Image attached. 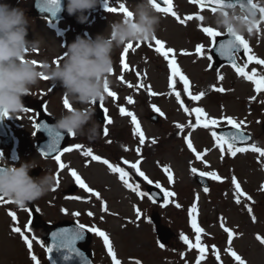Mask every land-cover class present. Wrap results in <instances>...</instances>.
<instances>
[{"label":"rangeland","instance_id":"1","mask_svg":"<svg viewBox=\"0 0 264 264\" xmlns=\"http://www.w3.org/2000/svg\"><path fill=\"white\" fill-rule=\"evenodd\" d=\"M6 2L23 8L32 21L27 38L42 41L40 49L33 56L38 63L44 59L58 62L67 45L77 36L84 37L87 33L89 37L94 38L105 31L109 21L123 16L120 12L106 11V0H99L94 9L84 13L87 17L84 23L79 22V13L70 15L59 23H52L34 14V0ZM107 2L109 6L118 7L116 0ZM121 2L131 10L135 0ZM173 10L181 19L188 15H192L194 19L181 24L172 15L159 12L162 19L156 38L164 42L166 50H174L169 54L168 60L155 51L158 45L154 40L135 42L133 49L128 53L123 51L126 46L115 51L112 84L109 89L116 93V97H109L106 93L103 98L107 121L100 123L94 115L100 125V134L93 140L84 136L73 137L69 146L73 151L63 153L61 157V162L66 166L64 169L59 168L55 159H45L35 148V111L28 110L18 116H7V122L18 145L14 151H0V156L10 164L36 158V162L41 165L34 168L39 170L38 176L43 174V168L50 169L56 174V178L59 174V184L56 179V186L52 191L25 208H18L13 203H0V264H34L21 236L8 228L29 225L32 208L39 209L40 217L44 221L57 223L72 220L105 231L121 264H135L137 260L141 264H196L199 250L196 247L189 249L180 239V234L183 233L193 245L196 244V233L188 214L194 202L198 208L197 223L204 230L200 234V244L206 249L200 264H237L231 254L225 251L229 247L246 264H264V243L257 239L258 235L264 237V157L258 160V153L252 151L238 153L232 157L225 150L221 159V151L211 135L217 128L210 126L206 129L201 125L193 130L191 127V124H195V113L192 109L197 107L203 108L210 118L231 116L237 121L245 120L246 126L243 129L253 133V142L264 148V103H261L264 101V93L259 94L255 101L250 100V97L257 95L254 84L239 76L231 65L225 64L216 70L214 67L208 69L209 61L206 57L212 42L201 29L202 26L212 25L210 19L200 21L195 17H211L214 13L208 9L201 11L199 5L191 3L190 0H173ZM173 26L177 28L176 32L170 30ZM201 44L204 46V56L195 54L196 46ZM249 45L254 55L264 59V34L253 37ZM182 52L191 54L185 55L181 54ZM173 56L181 73L188 77L193 95L204 93L199 101L192 100L184 92L179 76L172 77L168 64ZM184 56H187L185 63ZM246 60L244 56L238 57L241 66ZM124 63L128 64L127 69L123 67ZM252 67H257L258 72H264V66L255 64H249L246 71L250 72ZM218 73L224 77L222 81L217 79ZM170 82L173 84L172 88L169 87ZM216 87H223L225 91L217 92ZM149 89L154 94H150ZM63 91L58 82L53 84L50 80L42 79L30 96L44 100L47 111L58 117L66 110L63 106ZM177 92L180 93L184 107H181L176 99ZM128 97L132 98V103H128ZM120 108L132 112L137 117L145 134V144H139V136L133 134L131 117L121 115ZM155 108H159L164 115L161 116ZM184 108H188V112H185ZM154 112L161 117L159 123L150 120L149 116ZM108 120H111V123H108ZM178 123L185 125L182 132L176 127ZM222 126H227L226 122L220 125ZM105 127L108 128L107 136L104 134ZM189 133L193 147L198 152L204 153L205 149L208 150L202 160H197L195 153L187 147L185 137H188ZM153 139L155 144L152 143ZM76 144L83 147L76 149ZM138 147L141 150L139 154L136 152ZM88 148L93 150V155H99L102 160L106 159L114 166L124 168L129 174L128 182L138 184L140 191L148 193V187L159 182L164 189L176 195L171 197V202L167 205L164 204V199L158 204L148 196L141 198L124 184L119 173L112 172L102 161H93L91 157L84 156L82 153ZM125 160L129 163L125 164ZM137 160L141 161L140 170L152 184L131 168L130 165ZM165 167H168L173 175L171 183L163 171ZM193 167L198 170L196 174L191 171ZM73 170L93 192L100 193L99 199L75 183L71 176ZM201 171H215L222 180L215 181L206 177L210 187L209 191L205 192L196 181ZM233 176L241 182L243 194L239 195L240 203H236L238 194L232 183ZM66 191L69 194H66ZM249 196L251 200L247 198ZM177 203L179 208L175 206ZM103 204L107 205L108 212L102 210ZM248 207L252 208L251 213ZM137 208L142 213L139 218L136 215ZM89 211L94 215L88 216ZM10 212L16 214V221L12 220ZM75 212L80 215L74 216L72 213ZM155 212L161 216V225L172 233L163 249L157 243L159 240L151 219ZM253 216L255 220L252 219ZM221 218L224 226L234 233L231 245L228 244V234L221 227ZM30 228L31 231L25 229V234L29 233L30 239L35 237L32 254L38 257L40 264H50L46 250L36 240L41 238L39 228L31 225ZM89 246L94 252L97 264H113L102 238L95 233H92ZM213 246L219 249V261ZM181 253L184 254L183 257ZM16 261L18 263H15Z\"/></svg>","mask_w":264,"mask_h":264},{"label":"clouds","instance_id":"2","mask_svg":"<svg viewBox=\"0 0 264 264\" xmlns=\"http://www.w3.org/2000/svg\"><path fill=\"white\" fill-rule=\"evenodd\" d=\"M98 2L67 0L66 11L69 15L79 13L77 18L84 23V13L94 9ZM253 3L255 7L246 4L244 8H220L205 19H210L216 30L243 36L250 42L264 34V18L259 12L264 0ZM130 11L131 17L123 15L109 21L105 31L94 38L87 33L77 36L58 62L44 59L38 63L33 56L42 41L27 38L32 21L23 8L0 0V112L7 116L25 113L22 98L32 95L46 76L53 84H60L63 96L71 104V110L62 111L56 118L55 128L69 136L95 139L100 134V125L94 119L95 104L106 95L105 85L112 84L115 51L130 43L153 40L162 19L151 0H135ZM38 166L41 165L36 158L10 164L0 156V196L25 208L47 195L56 186V174L43 168L41 176H31V170Z\"/></svg>","mask_w":264,"mask_h":264},{"label":"snow or ice","instance_id":"3","mask_svg":"<svg viewBox=\"0 0 264 264\" xmlns=\"http://www.w3.org/2000/svg\"><path fill=\"white\" fill-rule=\"evenodd\" d=\"M55 2V0H53ZM153 6L157 10V12L164 13V14H170L173 17H175L181 24H185L187 21H191L194 19L192 15H188L181 19L179 15H177L176 11L173 10V0H151ZM191 3L195 5H199V8L201 11L208 9L212 13H216L220 8L224 7H236L239 6L241 8H244L245 5H251L252 7H255L256 5L253 3V0H190ZM115 4H118V7L115 6H109V3L106 0L105 3V8L106 11L110 13H123L124 16L131 17L132 13L131 11L125 6L124 3L121 2V0H116ZM162 4L164 5L162 7ZM259 12L261 13L262 18H264V7L259 9ZM196 19L203 21L205 17L203 15H197L195 17ZM208 37L211 38L212 46L208 50L207 54V60L209 61L208 64V69L211 70L213 68V55L212 50L215 49L216 53L229 61L231 66L235 69L236 73L245 78L248 81H251L254 86H255V93L257 95H254L250 97V100L255 101L257 99V96L261 93H264V72H258L257 67H252L251 71H246L248 69L249 64H255L257 66H264V59H260L256 55L253 54V50L249 45L248 40H246L243 36L240 35H235L232 34L231 32L229 33H223L218 30H216L214 27L211 26H202L201 29ZM257 30L259 31V24H257ZM226 35L228 38L225 40H221L217 46V39L221 36ZM155 41V44L158 45V47L155 48V51L157 53L162 54L163 58L165 60H168L169 54L173 53L174 50L172 48H167L165 50V45L164 42L157 39L156 37L153 38ZM137 47L139 44L136 45ZM151 46V45H149ZM130 49H133V44H128L124 48V52L128 53ZM243 51L244 57L247 58L246 62L241 66L240 64L237 63V55ZM181 54L185 55H190L191 53L188 52H182ZM195 54L199 56H204L205 55V50L204 46L197 45L195 48ZM36 61H34L35 63ZM123 63V60H122ZM123 67L125 69L128 68V64L124 63ZM168 67L171 69V74L172 77L179 76L180 80L183 83V89L184 92L188 94V96L194 100V101H199L201 97L204 95L203 92L199 93L198 95H193V93L190 91V81L187 76L183 75L180 71V68L177 66V62L175 57L169 61ZM43 80L47 81L48 78L42 77ZM217 79L222 81L224 77L220 75L219 73L217 74ZM171 81V77H170ZM131 87V85H129ZM169 87L172 88L173 84L170 82ZM215 90L217 92H224L225 89L223 87H216ZM105 91L109 97H116V93L114 91H111L107 84L105 85ZM150 94L151 90L149 89ZM170 94V93H169ZM176 99L177 101L180 102L181 107H184L183 101L181 100L180 93H176ZM128 103H132V98L128 97L127 98ZM103 101V98L101 99V102ZM261 103H264V101H261ZM63 106L67 110H71V104L69 103L67 97L63 99ZM46 110V106H45ZM156 112H158L161 116L164 115L163 112L160 111L159 108L154 109ZM28 110H25L27 112ZM105 111H107L105 109ZM185 112H188V108H184ZM192 112L195 113V124H191V127L193 130H195L196 127L198 126H203L204 128H209L210 126L212 128H219L220 125L223 122H226L227 126L231 129H234L235 131H229V132H217V131H212L211 135L214 138L216 145L219 147L221 151V159H223V154L225 150L227 151L228 154H230L232 157H235L238 153H245L248 151H252L254 153H258V160L260 157H264V148L259 147L255 142L249 143L252 141L251 135L245 134L243 131V128L246 126V121L245 120H239L237 121L234 117L231 116H224L221 117L220 119L216 118H210L208 114L205 112L203 108H193ZM120 113L121 115H127L131 117V122L134 125L133 128V134L139 136V144L143 145L145 144V134L141 129V125L137 119V117L130 111L126 112L124 108H120ZM0 116H7L6 112H0ZM107 119V117H105ZM203 118V119H202ZM108 123H111V120H108ZM191 123V122H190ZM34 127H38L37 125L34 124ZM176 127L183 131L185 125L182 124H177ZM104 134L105 136L108 135V128H104ZM191 133H189L188 137H185L187 147L191 149L196 156L197 160H202L203 156L207 154V149H205L204 153L198 152L194 147L191 139L189 138ZM152 143L155 144L156 141L155 139L152 140ZM58 144V140L53 137V145ZM238 145H243V146H238ZM76 149H81L83 146L80 144H76L74 146ZM52 151L56 152V155L54 156L55 161L59 165V168L64 169L66 166L64 163L61 162V157L63 153H68L73 151L72 147H65L63 148V152L56 151L55 147H52ZM140 148L138 147L136 149V152L139 154L140 153ZM86 157H91L93 161H102L105 165L109 167V169L114 172V173H119L120 179L124 182V184L131 189L132 191L136 192L141 198L148 196L149 199H152L153 202H155V198L150 196L149 193L140 191V186L130 184L128 182V172L124 170V168L119 167V166H114L111 164L108 160L102 158L99 155H93V150L91 148H88L86 151H83L82 153ZM125 164H128L129 162L127 160L124 161ZM141 161L137 160L135 163H132L130 166L131 168L135 169L136 173L140 176L143 177L145 181H147L149 184H152L153 182L145 175L143 171L140 170V165ZM163 171L167 174L168 181L171 183L173 182V175L171 173V170L168 167H165ZM193 174H196L198 170L196 168L191 169ZM199 175L201 177H208L212 180L215 181H221L222 177L217 174L215 171H208L204 172L201 171L199 172ZM71 176L74 178L75 183L79 185L81 189H84L85 191L92 193L97 199L100 198V193L99 192H93V190L81 179V177L77 174L76 171L71 172ZM232 183L235 185L236 192H237V199L236 203H240L239 195L243 194L241 190V185L237 182V179L235 176L232 177ZM57 184H59V174H57ZM155 187L159 189L163 193V198H164V204L167 205L171 202V197L175 196L176 194L172 191H168L164 189L159 182L155 184ZM205 192H208L209 189L207 187L204 188ZM69 199H80V197H68ZM249 200H251V197H247ZM199 197H196V200L198 201ZM0 203H12L10 200H5L3 196H0ZM177 208L180 207V205L177 203L175 205ZM102 210L104 212H108V208L106 204H103ZM36 211H39V209H36ZM62 211H67L66 209H62ZM249 213L252 212V208L248 207ZM74 216H79V212L72 213ZM189 217L191 221V226L194 229L196 233V244L193 245L187 236H185L183 233L180 234V239L188 245L189 249H192L193 247H196L200 255L197 257L196 264H200V261L204 258L205 255V247L200 244V234L204 231L197 223L196 215L198 214V208L197 204L194 202L191 208L189 209ZM9 215L11 216L13 221H16L17 217L14 212H10ZM88 216H93L94 214L89 211L87 213ZM136 215L137 217H141L142 213L139 208L136 209ZM103 219V217H101ZM253 220H255V216L252 217ZM31 221H29V225H25L24 228L27 231H31L30 228ZM221 227L223 230L228 234V244L231 245L234 233L231 229L227 228L224 226L223 218H221ZM87 230L88 232L95 233L98 237L102 238L103 244L105 248L107 249L108 255L111 257L113 264H121V261L117 259L116 252L113 249L112 242L109 238V235L105 232L99 229L98 227L95 226H86L83 223L77 222V228L76 229H61L57 232L52 233V239L53 243L51 246L46 247V252L49 254L48 259L52 261V264H56V261L52 257V253L55 250L57 253L62 254V260L63 261H71L73 260L74 257H80L82 259L83 264H91V261H88L87 258L84 257V254L80 251L79 248L76 247L77 241L83 239V233L84 231ZM12 231L15 233H18L21 238L23 239L24 243L27 245L28 251L31 255V260L34 262V264H40V260L35 254H32V248H33V240L35 237L32 239L29 238L28 235L25 234V231L21 229V227L16 226L12 228ZM257 239L261 242L264 243V237L257 236ZM41 244V247H45L43 241H38ZM158 245L160 248L165 247V243H162L160 241H157ZM213 249L215 250V255L216 259L219 261L220 260V255H219V249H216L215 246H213ZM226 252H229L231 256L234 258V260L237 262V264H246V262L234 251L231 249V247L225 249ZM183 253H181V256L183 257ZM135 264H141L139 260L135 262Z\"/></svg>","mask_w":264,"mask_h":264},{"label":"water","instance_id":"4","mask_svg":"<svg viewBox=\"0 0 264 264\" xmlns=\"http://www.w3.org/2000/svg\"><path fill=\"white\" fill-rule=\"evenodd\" d=\"M35 10L38 13L43 14V15H47L49 18L54 19V20H60L62 17H65L67 15L64 0H55V2H53V0H36ZM227 38L228 37L225 36V37L219 39L217 41V46L221 40H225ZM241 52H243V51L241 50ZM213 54L217 58V64H216L217 66L221 62H229L227 59L220 57L216 53L215 49L213 50ZM22 99H23L24 105L26 107H28V106L32 107L34 105L39 109L40 116H39L37 134L38 135H44L46 139L38 144V148L40 149V151L45 156L54 157L56 155V152L51 150L52 147H55L56 151H61L66 146V144L69 140V135L66 132H61L63 135V138L60 141V139H59L60 130L55 128V123H56L55 119L53 117L48 116L43 111L44 104L39 102V101L30 103L28 96H24ZM96 104H97V110H96L97 118L99 121L104 122L106 120V118L104 115V110H103L102 105H101V100L98 101ZM3 119H4V116H0V136H4V139L0 138V148L1 147L4 148L6 146H9L10 148H14L15 147L14 138L10 134V131H9L8 127L6 126V124L4 123ZM221 131L229 132V131H235V130L228 128V129H220L219 132H221ZM54 136L58 140V144H56V145H53V137ZM199 180L204 184L205 187L208 186V183L203 178L199 177ZM154 190L155 191H153V189H151L152 195L154 197H156L157 199H159L158 198L159 194H157L159 192L156 189H154ZM154 220L156 223L159 224L160 220L157 216H154ZM61 229H66V227H60V226H47L46 227L45 240L47 242V246H51L53 243L52 233L57 232ZM69 229H75V225L71 224V227ZM157 232H158V236L160 237V239L162 241H167L171 235L167 229L163 228L160 225L157 229ZM89 240H90V235L88 234V232L84 231L83 239L77 241L76 247L79 248L80 251L84 254V257L87 258L88 261H91V264H93L90 251L85 250V249L80 247V243L89 242ZM51 255H52L53 259L56 261V264H83L82 259L80 257H74L73 260H71V261H63L61 258L62 254L57 253L55 250L53 251V253ZM51 263H52V261H51Z\"/></svg>","mask_w":264,"mask_h":264},{"label":"bare ground","instance_id":"5","mask_svg":"<svg viewBox=\"0 0 264 264\" xmlns=\"http://www.w3.org/2000/svg\"><path fill=\"white\" fill-rule=\"evenodd\" d=\"M172 29H174V26L172 27Z\"/></svg>","mask_w":264,"mask_h":264}]
</instances>
